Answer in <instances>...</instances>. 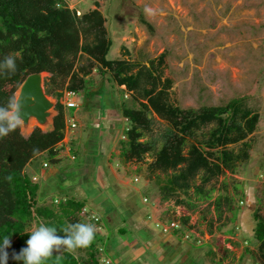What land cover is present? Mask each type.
Returning <instances> with one entry per match:
<instances>
[{"label": "trees", "instance_id": "trees-1", "mask_svg": "<svg viewBox=\"0 0 264 264\" xmlns=\"http://www.w3.org/2000/svg\"><path fill=\"white\" fill-rule=\"evenodd\" d=\"M99 5L96 2L95 8L80 13L67 0H0V61L12 55L17 63L14 73L0 71V105L6 106L25 77L38 71L50 73L45 81L46 91L58 100L52 130L44 132L35 127L30 135L24 136L18 128L0 138V238L11 236L13 252L18 253L26 246L27 233L36 218L57 228L66 223L86 222L96 228L100 225L103 230L101 216L86 207V200L69 194L49 200H41L39 196L40 173L61 161L59 154L66 148L68 118H75L78 106L66 105L64 93L72 91L76 96L80 93L85 96L94 73L103 77L109 74L137 104V107L122 105V115L129 126L118 140L119 155L125 163L142 162L146 155H151L148 169L169 176L160 190L163 199L168 200L178 192L189 193L192 187L197 200L211 199L214 179L226 170L236 173L238 163L251 157L252 134L257 130L260 113L244 105L241 99L200 108L174 104L170 99L173 80L166 72L165 52L148 63L131 60L128 55L107 58L112 40ZM141 21L151 28L144 18ZM153 114L167 123L158 148L145 139L152 130ZM235 145L240 147L235 149ZM69 149L70 157L77 158L74 148ZM42 154L46 160L33 168L34 159ZM30 166L33 169L29 171ZM35 176L38 180L34 181ZM244 196L243 193L241 198ZM232 200L230 195L214 199L220 216L224 204L233 218L243 209L239 205L243 199L238 207ZM84 208L88 209L86 214L82 213ZM92 214L99 221L95 222ZM252 214L256 249L247 248L246 253L251 254L256 264H264V215L259 206ZM180 222L181 232L194 231L189 216L184 215ZM58 234L64 235L59 231ZM101 252L106 255L107 251L98 247V243H91L75 254L54 250L45 264H102ZM12 253L8 264H22L12 258Z\"/></svg>", "mask_w": 264, "mask_h": 264}, {"label": "rangeland", "instance_id": "rangeland-1", "mask_svg": "<svg viewBox=\"0 0 264 264\" xmlns=\"http://www.w3.org/2000/svg\"><path fill=\"white\" fill-rule=\"evenodd\" d=\"M67 1L80 13L95 8L96 2L100 3L99 9L106 18V27L112 40L108 59L128 55L131 60L148 63L165 52L166 72L173 80L170 99L174 104L182 108H200L222 106L233 99H241L244 105L259 112L261 117L257 130L252 134L250 159L239 162L236 173L226 170L214 179L212 184L215 190L211 199L197 200L193 187L189 193L178 192L168 200L163 199L160 190L169 176L148 169L152 156L146 155L144 161L133 162L126 167L115 151V144L119 150L118 140L129 126L122 122L119 115L121 99L129 107H137V104L110 79L109 74L103 77L94 73L95 76L90 77L91 86L86 90L87 94L72 96L78 105L74 114L77 125L68 126L65 139L70 137L68 145L77 149V158H63L55 166L50 164L47 169L49 174L47 171L40 173L41 200L60 198L64 194L75 195L74 187L91 181L90 176H93L97 187H112L117 191V186L123 191L116 192L119 198L118 203L114 201V220L105 209L99 211L111 236L105 239L98 237L95 232L91 243H98V247L103 246L111 252L110 247L117 237L128 244L138 242L139 236L130 228L132 218L129 221L126 219L128 211L134 213L135 217V213L148 212L155 202L156 212L162 207L168 208L165 213L158 211L157 214L163 218L171 216L181 223V217L189 216V223L196 230L186 231L189 238L185 237L181 229L171 232L180 238L182 245L178 250L181 252L185 248L184 257L188 264H219V260L213 263L214 255L207 253L213 246L205 240L211 239L210 234H214L213 244L218 243L217 240L221 242L222 235L235 229L239 220L237 222V216L233 218V213L226 208L227 204H224L220 216V211L214 207V199L230 195L235 207L243 199L240 207L249 210L251 203L244 202L248 195L255 205L254 210L259 206L260 213L264 215V0ZM149 8L152 11L146 12ZM141 18L151 28L142 23ZM49 76H45V81ZM64 97L67 96L62 99ZM106 99L116 101L118 108L112 111L107 109ZM152 118V130L146 133L145 139L153 141L158 148L167 123L155 114ZM113 119L115 121L111 126ZM233 147L238 149L240 145ZM44 159L43 154L36 157L33 168ZM33 168L30 166L28 170ZM116 175H123L128 183H120ZM33 180L38 179L35 176ZM199 182L200 176H197L196 183ZM243 193L245 196L241 198ZM145 197L148 201H144ZM157 218H154L156 222L159 221ZM249 219L254 221L253 214H250ZM156 222L152 223L153 229L163 233ZM115 227H123L125 233L114 232ZM253 241L251 238L252 244ZM139 249L145 261L161 264L162 258L157 251L143 246H139ZM13 250L11 242L7 250L9 256ZM220 253L216 250V255ZM102 256L106 255L102 253ZM228 258L230 264H234L233 257Z\"/></svg>", "mask_w": 264, "mask_h": 264}, {"label": "crops", "instance_id": "crops-1", "mask_svg": "<svg viewBox=\"0 0 264 264\" xmlns=\"http://www.w3.org/2000/svg\"><path fill=\"white\" fill-rule=\"evenodd\" d=\"M113 99H106V105L107 109L110 111L118 108L117 104L115 103ZM125 103L124 99H121L120 108H119V115L121 116V120L124 123L126 122V119L122 115V105ZM115 120H111L110 125L112 126L113 122ZM109 127V126H108ZM124 133V132H123ZM123 135V134H122ZM121 135V136H122ZM65 138L67 139V131ZM64 138V144L66 143V148L62 150V153L59 154L60 159L68 158L70 157V147L68 144L70 142V137H68V140ZM117 144H115V151L120 152V150L116 149ZM72 149V148H71ZM74 151L78 153L77 149L74 148ZM64 156V157H63ZM131 163L127 162L125 163V166L128 167ZM50 168V167H49ZM47 169L43 172L45 173ZM54 169L51 171L53 172ZM50 171H47L49 174ZM91 177V181H87L83 185L75 186L74 187V193H76L73 196H76L78 198L84 199L87 201L86 207L90 210L94 211L95 213L99 214V211L102 209L106 210V213L111 215L112 220H114V201L118 203V195L116 192H121L123 189L120 187L115 186L116 188H119L117 191H115L112 187L110 188H101L97 187L96 178L93 176ZM117 178H119L120 183H128L127 180L123 179L124 176L122 175H116ZM137 181L138 179L135 178ZM121 189V190H120ZM115 191V192H114ZM246 200H244L245 204L248 202L251 203V209L246 210L242 209L240 212L237 213V222L239 220V225L232 229V231L224 233L222 241H218V243L213 244V236L211 235V239L205 240V242L210 243L213 248L209 249L207 251L208 254H213L214 257L213 260L215 263L217 260L220 261L219 264H230V260L228 257H233L234 264H256L253 257L250 253H246V249L249 250H255L256 245L253 242L251 243V238L253 235V228L255 225V222L251 221L249 219L250 214L253 213L255 205L252 202L251 197L248 195L245 197ZM251 200V201H250ZM157 205L155 202L151 206V209L143 214L135 213L136 216L134 217L132 212L127 214V220L132 218V223L130 225V228L132 231L137 233L139 236L138 242H135L134 244H128L127 242L121 241L119 237L115 239L113 242V246L110 247V251L106 252V255L109 256L114 264H117L118 262H123L122 264H151L149 261H145L141 255H140V249L139 246L150 247L152 251H157L160 254V257L162 258L161 264H188L187 258L184 257V250L185 248H182L179 252V247L182 245L180 238L177 236V234L173 233H161L160 231H157L153 229L152 223L154 221V218H157L159 216V212L165 213L167 211V207H162L157 212L156 210ZM158 213V214H157ZM129 215L131 217L129 218ZM149 215H152V219L149 218ZM161 221L167 222L173 220V218H170L171 216H167L163 218L162 216H159ZM158 219V218H157ZM248 223V224H247ZM195 230V229H194ZM244 230V231H242ZM117 231L118 233H125V230L123 227H115L114 232ZM196 231V230H195ZM243 233V235H242ZM96 234H98V237L101 236L102 238H109L111 236V233H109L106 230V225L103 222V230L96 231ZM247 234V237L245 236ZM251 236V237H250ZM199 240V239H198ZM103 247V246H102ZM105 249V248H104ZM216 250H219L221 253L219 255H216ZM177 251V252H176Z\"/></svg>", "mask_w": 264, "mask_h": 264}, {"label": "clouds", "instance_id": "clouds-1", "mask_svg": "<svg viewBox=\"0 0 264 264\" xmlns=\"http://www.w3.org/2000/svg\"><path fill=\"white\" fill-rule=\"evenodd\" d=\"M152 10L146 9V12ZM7 70L14 73L17 70L16 58L12 55L0 61V71ZM22 115V101L15 97L9 99L6 106L0 105V138L6 137L24 124ZM64 233L63 236L58 234ZM96 226L92 223L76 222L66 223L57 228L39 220L32 222L29 239L26 246L16 253H12V258L22 264H45V261L52 256L53 251L61 250L75 254L79 249L88 247L94 239ZM11 236L0 238V264H8L11 247Z\"/></svg>", "mask_w": 264, "mask_h": 264}, {"label": "water", "instance_id": "water-1", "mask_svg": "<svg viewBox=\"0 0 264 264\" xmlns=\"http://www.w3.org/2000/svg\"><path fill=\"white\" fill-rule=\"evenodd\" d=\"M47 71H38L28 74L20 83L15 98L22 101V115L24 124L21 133L28 136L35 127L44 132L54 128V117L57 114V98H53L46 91L45 76Z\"/></svg>", "mask_w": 264, "mask_h": 264}, {"label": "built area", "instance_id": "built-area-1", "mask_svg": "<svg viewBox=\"0 0 264 264\" xmlns=\"http://www.w3.org/2000/svg\"><path fill=\"white\" fill-rule=\"evenodd\" d=\"M67 96V97H64L65 98V104L68 105V106H75L77 105V102L72 99V96H75V93L72 92V91H66L64 93V96ZM70 98V99H69ZM77 125V121L75 118H72L70 117V119H68V124H67V127L70 126V127H76ZM144 201H148V199L145 197L144 198ZM88 209L87 208H84L82 210V213H87ZM92 218L95 219V222L96 221H99V217L95 214H92L91 215ZM149 218L152 219V215H149ZM159 221L156 222V220H154L156 222V225L159 227V229L163 232V233H171L173 229H180V223L177 222L176 220H171V221H167V222H164V221H161L160 219H158ZM98 230H102L101 226L98 225L97 228ZM186 238H189L190 235L189 234H186L185 235ZM102 261V264H114L113 260L108 257V256H105L101 259Z\"/></svg>", "mask_w": 264, "mask_h": 264}]
</instances>
